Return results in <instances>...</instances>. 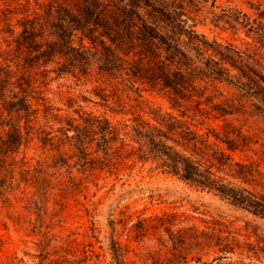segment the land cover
I'll return each instance as SVG.
<instances>
[{"label":"rangeland","instance_id":"obj_1","mask_svg":"<svg viewBox=\"0 0 264 264\" xmlns=\"http://www.w3.org/2000/svg\"><path fill=\"white\" fill-rule=\"evenodd\" d=\"M104 1L113 6L120 0ZM74 2L85 4L84 0H0V43L8 51L0 55V65L22 69L24 54L17 58L13 43L22 30L21 22L38 18L43 23L47 12L55 19L51 5ZM160 3L182 30H193L234 60L255 66L245 54L258 58L264 53L238 26L234 30L214 21L227 8L252 15L249 4L264 9V0H165L155 5ZM141 6L138 12L144 15L147 7L143 2ZM149 21L166 26L158 17ZM182 38L189 40L188 35ZM8 43L12 45L7 47ZM182 46L196 53L187 42ZM56 67L32 69L35 86L52 111L45 117L39 106L31 133L19 149L14 179L9 174L1 177L6 183L0 187V264H118L115 250L121 264H264L263 219L161 173L151 162L124 158L125 154L118 157L114 152L118 143L105 156L97 151L99 135L88 145L63 136L70 126H85L83 119L91 114L107 118L122 134L127 133L129 146H135L130 136L136 118L155 124V116L179 115L166 97L138 92L123 76L102 78L95 68L88 76L74 77L58 76ZM200 87L202 99H209L204 107L219 105L231 114L196 117L193 124L202 133L211 128L222 132L230 124L249 137L252 143L234 157L259 165L256 189L264 193V101L260 95L243 96L227 81L207 80ZM181 120L190 122L186 117ZM11 121L24 125L15 114ZM67 135L73 137L75 132ZM42 138L51 140L44 144ZM77 147H86V162ZM203 233L227 238L233 252H218L215 241L207 243L204 237L197 245L193 236Z\"/></svg>","mask_w":264,"mask_h":264},{"label":"trees","instance_id":"obj_2","mask_svg":"<svg viewBox=\"0 0 264 264\" xmlns=\"http://www.w3.org/2000/svg\"><path fill=\"white\" fill-rule=\"evenodd\" d=\"M84 1L85 4L51 5V10L55 7V19H50L51 13L47 12L43 23L38 18L21 22L22 30L13 43L16 57L24 54L22 69L15 71L10 64L0 65V187L6 183L1 178L6 174L14 179L13 167L17 164L19 149L31 133V123L39 106L43 107L45 117L52 111L42 90L35 86L37 79L32 69L56 64L58 76L85 77L95 68L98 75L108 80L125 77L138 92L162 94L179 115L155 116V124L136 118L130 136L135 146H129L127 133L122 134L107 118L86 114L85 126H70L65 130L66 140L75 139L79 145H88L99 135L97 151L105 156L118 143L114 148L118 157L125 154L124 158L135 156L143 163L151 162L161 173L264 220V193L256 189L255 181V173H260L259 165L234 157L246 151L252 143L250 138L230 124L224 125L222 132L211 128L205 133L193 124L196 117L203 120L211 115L217 118L231 114L219 105L203 106L209 99H202L200 83L207 80L230 82L244 92L243 96L260 95L264 101V53L258 54V58L245 54L259 68L234 60L213 48L212 43L200 39L193 30L177 26L166 6L155 5L165 0H120L113 6L104 0ZM142 2L147 7L144 15L138 12L143 9ZM249 8L252 15L238 8L222 9L214 21L234 30L238 26L264 51V9L255 4H249ZM153 17H158L166 26L150 22ZM8 32L12 34L11 29ZM183 35H188L189 40L185 41ZM186 42L195 54L182 46ZM11 45L8 43L7 47ZM7 53L0 43L1 57ZM14 114L24 120L23 126L11 121ZM183 117L190 122L181 120ZM71 130L75 135L68 137ZM122 135L125 137L121 138ZM50 140L42 138L44 144ZM77 149L80 159L86 162V147ZM193 237L197 245L204 237L207 243L215 241L218 252H233L227 238L219 234H194ZM114 255L121 264L119 251L115 250Z\"/></svg>","mask_w":264,"mask_h":264}]
</instances>
